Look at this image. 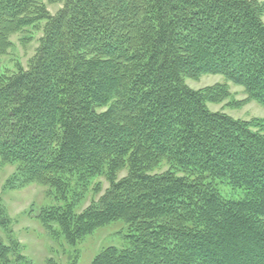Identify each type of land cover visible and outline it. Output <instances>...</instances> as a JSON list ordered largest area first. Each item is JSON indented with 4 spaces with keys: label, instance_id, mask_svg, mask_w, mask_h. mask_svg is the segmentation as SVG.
<instances>
[{
    "label": "trees",
    "instance_id": "obj_1",
    "mask_svg": "<svg viewBox=\"0 0 264 264\" xmlns=\"http://www.w3.org/2000/svg\"><path fill=\"white\" fill-rule=\"evenodd\" d=\"M263 16L264 0H0V57L43 31L0 73V157L62 202L43 223L67 242L122 223L92 264H264V122L211 112L227 85L186 83L220 75L264 106ZM13 253L0 239V264H29Z\"/></svg>",
    "mask_w": 264,
    "mask_h": 264
},
{
    "label": "rangeland",
    "instance_id": "obj_2",
    "mask_svg": "<svg viewBox=\"0 0 264 264\" xmlns=\"http://www.w3.org/2000/svg\"><path fill=\"white\" fill-rule=\"evenodd\" d=\"M61 7V3L48 5L53 15ZM42 36L41 27L39 31L29 28L27 32L12 35V48L0 57V73L15 71L16 68L26 69ZM186 83L193 90H202L217 84L227 85L230 97L209 103V110L225 113L236 120L260 119L264 122V106L248 100L242 87L227 82L224 77L204 75L198 79H188ZM17 171V164L6 163L0 157V210L3 217V222L0 221V239L14 248L12 259L20 254L29 264H92L95 257L106 247H122L125 228L120 222L97 229L92 235L77 242H67L57 224L46 225L42 221L45 209L56 208L62 204L57 200L55 192L39 183L14 184ZM125 175L124 172L121 177ZM97 182L101 183V189L93 193L91 187L85 199L76 206L77 213L86 210L93 200L101 198L109 188L105 178L98 179L95 183Z\"/></svg>",
    "mask_w": 264,
    "mask_h": 264
}]
</instances>
